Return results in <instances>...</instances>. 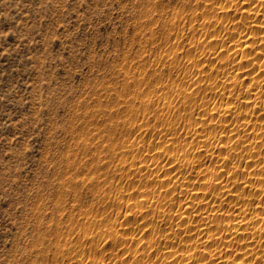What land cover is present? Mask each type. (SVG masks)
Instances as JSON below:
<instances>
[{
	"label": "rangeland",
	"instance_id": "rangeland-1",
	"mask_svg": "<svg viewBox=\"0 0 264 264\" xmlns=\"http://www.w3.org/2000/svg\"><path fill=\"white\" fill-rule=\"evenodd\" d=\"M0 264H264V0H0Z\"/></svg>",
	"mask_w": 264,
	"mask_h": 264
}]
</instances>
